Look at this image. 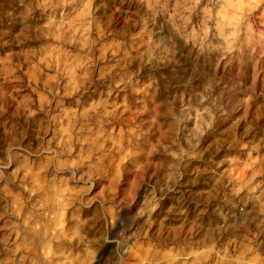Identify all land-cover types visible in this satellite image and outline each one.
Wrapping results in <instances>:
<instances>
[{
	"label": "rangeland",
	"instance_id": "1",
	"mask_svg": "<svg viewBox=\"0 0 264 264\" xmlns=\"http://www.w3.org/2000/svg\"><path fill=\"white\" fill-rule=\"evenodd\" d=\"M243 2L253 35L224 53L210 0H0V264L264 255V4Z\"/></svg>",
	"mask_w": 264,
	"mask_h": 264
},
{
	"label": "clouds",
	"instance_id": "2",
	"mask_svg": "<svg viewBox=\"0 0 264 264\" xmlns=\"http://www.w3.org/2000/svg\"><path fill=\"white\" fill-rule=\"evenodd\" d=\"M260 3L264 4V0H260ZM206 20L214 21L213 26L220 41L216 47L224 53L239 51L253 35L252 25L255 21L251 18L249 6L243 0H214V2L210 0L206 9ZM260 23L264 28V13L261 15ZM256 35L264 40V30ZM16 251L20 249L17 248ZM234 264H264V255L249 244L234 257Z\"/></svg>",
	"mask_w": 264,
	"mask_h": 264
},
{
	"label": "crops",
	"instance_id": "3",
	"mask_svg": "<svg viewBox=\"0 0 264 264\" xmlns=\"http://www.w3.org/2000/svg\"><path fill=\"white\" fill-rule=\"evenodd\" d=\"M69 250H70V248H69ZM69 253H71V251H70ZM69 256H70V255H69Z\"/></svg>",
	"mask_w": 264,
	"mask_h": 264
}]
</instances>
